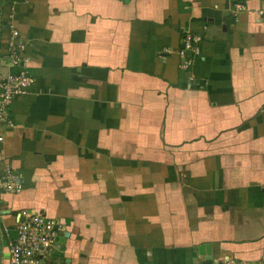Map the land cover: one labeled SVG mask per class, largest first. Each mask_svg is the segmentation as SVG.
<instances>
[{"label":"crops","instance_id":"0c3cea01","mask_svg":"<svg viewBox=\"0 0 264 264\" xmlns=\"http://www.w3.org/2000/svg\"><path fill=\"white\" fill-rule=\"evenodd\" d=\"M20 70L0 264L22 210L63 224L43 264L264 263V0H0V72Z\"/></svg>","mask_w":264,"mask_h":264},{"label":"built area","instance_id":"2783aa9c","mask_svg":"<svg viewBox=\"0 0 264 264\" xmlns=\"http://www.w3.org/2000/svg\"><path fill=\"white\" fill-rule=\"evenodd\" d=\"M246 7L237 4L232 10V16L245 10ZM200 40L199 36L186 35L183 40L179 55L186 58L187 52L197 51L196 43ZM22 42L18 40V32L11 30V38L8 43L7 59L9 64L14 67L23 65L24 60L19 56L22 50ZM189 60H185L182 68H187ZM34 84V79L26 71L20 70L17 73L3 74L0 72V125H10L11 121L7 117L6 108L12 100L24 95ZM0 141L2 137L0 136ZM18 175L12 171L6 172L0 179V189L7 193H19L22 184ZM16 237L4 246L7 254L8 264H43L55 245L57 235L63 230V224L54 219H48L44 215L32 211L22 210L15 215ZM212 264H249L248 262H238L231 257H221ZM264 264V263H260Z\"/></svg>","mask_w":264,"mask_h":264},{"label":"water","instance_id":"95a60500","mask_svg":"<svg viewBox=\"0 0 264 264\" xmlns=\"http://www.w3.org/2000/svg\"><path fill=\"white\" fill-rule=\"evenodd\" d=\"M7 234H8V237L10 238V239H15V237H16V231H7ZM56 240L58 241L59 240V238L57 237L56 238ZM6 245V242H4V246ZM203 249H204V247L203 246H200L199 247V253L201 254V255H204L205 253L203 252ZM206 256H205V261H206V263L205 264H210V257H209V255H208V251H206ZM3 257H6V255L4 254L3 255Z\"/></svg>","mask_w":264,"mask_h":264},{"label":"rangeland","instance_id":"374dc122","mask_svg":"<svg viewBox=\"0 0 264 264\" xmlns=\"http://www.w3.org/2000/svg\"><path fill=\"white\" fill-rule=\"evenodd\" d=\"M3 257V256H2ZM5 261V260H4Z\"/></svg>","mask_w":264,"mask_h":264}]
</instances>
